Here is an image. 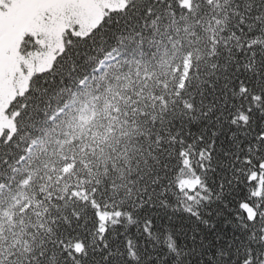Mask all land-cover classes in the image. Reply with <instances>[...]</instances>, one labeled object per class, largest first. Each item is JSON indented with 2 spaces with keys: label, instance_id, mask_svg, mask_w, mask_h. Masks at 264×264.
<instances>
[{
  "label": "snow or ice",
  "instance_id": "snow-or-ice-1",
  "mask_svg": "<svg viewBox=\"0 0 264 264\" xmlns=\"http://www.w3.org/2000/svg\"><path fill=\"white\" fill-rule=\"evenodd\" d=\"M0 264H264V0H0Z\"/></svg>",
  "mask_w": 264,
  "mask_h": 264
}]
</instances>
